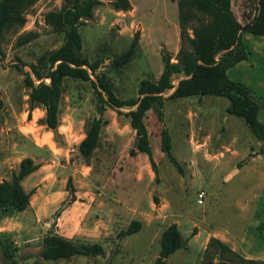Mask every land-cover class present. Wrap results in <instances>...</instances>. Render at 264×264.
Returning a JSON list of instances; mask_svg holds the SVG:
<instances>
[{
    "label": "rangeland",
    "instance_id": "rangeland-1",
    "mask_svg": "<svg viewBox=\"0 0 264 264\" xmlns=\"http://www.w3.org/2000/svg\"><path fill=\"white\" fill-rule=\"evenodd\" d=\"M130 1L131 8L122 10L113 0H101L79 27L82 55L100 61L97 72L113 81L121 99L137 98L140 81H156L163 54L175 62L181 46L178 0ZM66 2L37 0L26 12L25 25L8 28L1 40L6 58L0 64V182L12 178L24 157L39 168L22 181L26 191L35 189L26 211L1 215L0 241L9 242L19 264H156L163 232L177 223L184 245L165 264H202L211 236L247 258L264 259L262 142L242 118L227 111L228 98H169L171 89L155 100L144 120L157 175L145 153L130 154L137 135L125 115L128 106L122 113L106 107L98 147L90 156L81 154L79 143L98 114L90 81L64 80L59 126L47 127L44 107L30 103L24 72L34 76L31 64L64 43L65 33L48 25L45 17ZM256 6L257 0H232L242 23L253 17ZM28 32L37 37L19 45ZM137 34L132 59L117 67L115 60ZM243 41L249 57L228 75L264 101V36L244 33ZM17 63L25 64L22 71ZM182 77L175 75L174 84ZM259 118L264 122V108ZM163 128L171 134L182 173L161 150ZM202 191L204 202L199 203ZM133 220L142 222L141 229L122 235ZM53 227L76 243L102 244L105 254L44 259L43 237ZM0 264H6L1 244Z\"/></svg>",
    "mask_w": 264,
    "mask_h": 264
},
{
    "label": "trees",
    "instance_id": "trees-1",
    "mask_svg": "<svg viewBox=\"0 0 264 264\" xmlns=\"http://www.w3.org/2000/svg\"><path fill=\"white\" fill-rule=\"evenodd\" d=\"M37 0H0V64L6 58L1 40L5 31L14 26L25 25L26 12ZM101 0H67L58 11L49 12L45 21L58 32L65 33L64 43L42 56L36 64H31L33 75L25 71L24 84L30 90L29 99L32 106L42 105L45 109V123L51 130L60 123V103L63 83L66 78L90 81L97 97L98 114L92 119L85 137L79 143V151L90 156L98 147L106 107L118 113L128 106L125 113L136 131L135 148L130 150L132 156L138 152L145 153L155 174L157 163L150 141L149 130L144 120L146 113L153 108L157 98L173 89L169 98L189 96L216 95L229 99L227 111L242 118L256 138L262 142L260 154L264 156V122L259 118L264 108V101L258 99L244 83L231 79L229 69L237 63L247 60L249 52L243 41V34L264 36V0H257L256 12L251 19L242 23L236 16L232 0H178L181 29V46L175 62L172 56H162L163 70L156 81L143 79L138 86V97L121 99L115 93L113 81L105 74L98 73L100 61L91 62L83 56V38L79 27L86 19L93 16L94 8ZM113 5L122 10L131 8L130 0H113ZM200 13V15H199ZM197 19L196 24H192ZM136 35L131 47L115 60L121 67L128 63L137 46ZM37 37L35 32H28L18 39L19 45H25ZM24 63L15 67L23 70ZM183 76L175 85L174 76ZM94 76V77H92ZM49 79V81H47ZM38 81V82H37ZM161 150L182 173L179 160L172 153V138L168 129L161 131ZM39 165L31 157H24L19 169L14 171L10 180L0 182V217L13 212L24 211L30 204L35 189L26 191L22 181L35 172ZM71 178L68 185L71 184ZM58 217L60 214H58ZM142 222L133 220L122 235L138 232ZM51 228L43 237L40 256L44 259L58 260L76 255H104L105 249L100 243H76L59 235ZM6 264H19L9 242L0 241ZM184 245L183 236L177 223H172L163 232L161 249L156 264H165L166 260ZM202 264H264V259L243 256L232 246L216 236H211L204 252Z\"/></svg>",
    "mask_w": 264,
    "mask_h": 264
},
{
    "label": "built area",
    "instance_id": "built-area-1",
    "mask_svg": "<svg viewBox=\"0 0 264 264\" xmlns=\"http://www.w3.org/2000/svg\"><path fill=\"white\" fill-rule=\"evenodd\" d=\"M204 195L205 194H204L203 191L199 193V200H198L199 203H203L204 202Z\"/></svg>",
    "mask_w": 264,
    "mask_h": 264
},
{
    "label": "crops",
    "instance_id": "crops-1",
    "mask_svg": "<svg viewBox=\"0 0 264 264\" xmlns=\"http://www.w3.org/2000/svg\"><path fill=\"white\" fill-rule=\"evenodd\" d=\"M33 173H35V172H33ZM33 173H32V174H33ZM26 209H27V208H26ZM26 209H25L24 211H26ZM34 210H35V211H34L33 213L35 214V212L37 211V208H35ZM34 217H36V216L34 215ZM253 259H255V258H253ZM256 259H257V258H256Z\"/></svg>",
    "mask_w": 264,
    "mask_h": 264
},
{
    "label": "water",
    "instance_id": "water-1",
    "mask_svg": "<svg viewBox=\"0 0 264 264\" xmlns=\"http://www.w3.org/2000/svg\"><path fill=\"white\" fill-rule=\"evenodd\" d=\"M59 212V211H58ZM56 218H58V215L56 214Z\"/></svg>",
    "mask_w": 264,
    "mask_h": 264
}]
</instances>
